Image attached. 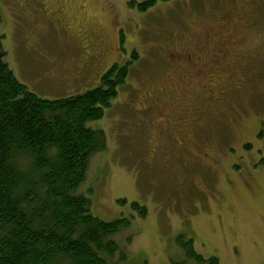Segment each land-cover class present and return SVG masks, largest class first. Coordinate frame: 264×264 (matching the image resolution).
Returning <instances> with one entry per match:
<instances>
[{"label": "rangeland", "instance_id": "obj_1", "mask_svg": "<svg viewBox=\"0 0 264 264\" xmlns=\"http://www.w3.org/2000/svg\"><path fill=\"white\" fill-rule=\"evenodd\" d=\"M86 1L91 16L87 38L68 30L73 22L58 8L37 0H0V34L18 80L45 99L92 89L114 62L131 61L126 84L103 118L91 124L101 127L107 146L92 159L87 183L94 216L105 221L134 216L124 233L134 236L125 263L180 264L186 256L176 240L191 237L196 253L216 256L219 264H264V46L258 45L249 58H236L229 89L218 84L197 95L199 107L215 108V120L201 125L205 133L196 134V145H212L216 164L207 159L196 164L167 142L151 157L148 144L152 125H163L158 117L165 110L159 109L170 92H179L172 90L176 78L165 63V47L192 42L229 15L242 22L236 32L244 36L263 29L264 0H170L145 11L129 6V0ZM132 49L137 52L133 59ZM67 60L85 70L63 77L56 65ZM209 62L202 54V65ZM194 82L192 87L204 85ZM144 90L155 93V107L138 112L135 96ZM217 93L224 100L214 103ZM222 104L230 129L217 115ZM228 182L233 190L226 188ZM133 201L145 206L144 218L136 216Z\"/></svg>", "mask_w": 264, "mask_h": 264}, {"label": "trees", "instance_id": "obj_2", "mask_svg": "<svg viewBox=\"0 0 264 264\" xmlns=\"http://www.w3.org/2000/svg\"><path fill=\"white\" fill-rule=\"evenodd\" d=\"M168 1L129 0L128 5L145 11ZM1 37L0 264H126L134 236L124 233L134 216L111 221L94 216L87 183L92 159L107 146L101 127L91 124L103 118L126 84L131 61L111 63L92 89L45 99L18 80ZM131 51L133 59L137 52ZM80 66L78 71L85 70ZM229 80L217 82L229 89ZM130 206L136 216H146L145 206L135 201ZM193 241L176 240L185 259L219 264L216 256L196 253Z\"/></svg>", "mask_w": 264, "mask_h": 264}, {"label": "flooded vegetation", "instance_id": "obj_3", "mask_svg": "<svg viewBox=\"0 0 264 264\" xmlns=\"http://www.w3.org/2000/svg\"><path fill=\"white\" fill-rule=\"evenodd\" d=\"M44 3V7L50 8L52 6L58 8L61 12L60 15L65 16L69 20L70 28L68 29L73 34L80 37L88 36L87 23L91 19V16L87 15L88 3L86 0H37ZM70 6H74L77 13L71 9ZM230 18V19H228ZM243 26L242 22L238 20V17L229 15L226 17L223 23H216L214 28L204 29L198 38L191 41H183L178 44H173L167 49L163 50L168 60L165 63L168 64V68L172 69L173 75L176 81L172 84V90L178 89V93L170 92L168 102L159 110L164 109V113L158 118H162V126L159 124H153L152 137L149 138V154L153 157L157 151L161 149L165 142L173 145L172 147L176 151L192 157L195 159L196 164L202 165V160L207 159L210 163L216 164L219 158L211 151L212 145L205 141L204 145L197 147V133H205V128L201 126L203 123H207L211 120H215V108H210L201 104L199 107L196 102H193V98H197L198 94L206 92L203 90L205 87H190L195 80L205 81L206 87L210 88L217 86L218 79H228L233 76L235 72L236 58L246 57L249 58L250 54L254 53V50L258 45L264 46V28L260 30H250L247 35L237 33V26ZM246 44V46H245ZM186 50V51H184ZM202 54L210 57L208 66H204L201 63ZM224 63H230L226 68H222ZM54 65V64H53ZM80 67H85L83 64ZM244 65H242L243 69ZM206 68V70H203ZM58 74H62L67 78L78 72L77 66L73 61L67 60L60 62L56 65ZM56 72V71H55ZM243 74V72H238ZM65 80V79H63ZM195 83V82H194ZM182 85L181 90L179 86ZM139 92V91H137ZM187 93H190L187 96ZM220 93L212 96L214 103L218 101ZM156 96L151 91L144 90L142 93L135 96L136 109L138 112L148 111L150 108L155 107L153 103ZM184 101V102H183ZM153 105V106H152ZM224 104L218 106V116H223V120L227 117V112ZM221 107V108H220ZM223 107V108H222ZM209 108V113L206 109ZM199 109L202 111L197 114ZM231 121H224L225 127L230 129ZM237 127L233 132L234 136L237 135ZM232 136V137H234ZM194 138L195 143H191L190 139ZM242 139L240 138V141ZM212 154L213 157H210ZM226 188L233 190L235 187L232 182H228Z\"/></svg>", "mask_w": 264, "mask_h": 264}]
</instances>
